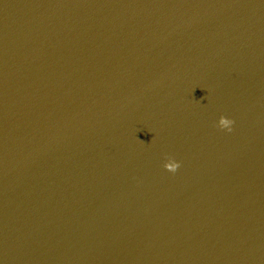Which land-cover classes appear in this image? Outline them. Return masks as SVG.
Instances as JSON below:
<instances>
[{"label": "water", "instance_id": "water-1", "mask_svg": "<svg viewBox=\"0 0 264 264\" xmlns=\"http://www.w3.org/2000/svg\"><path fill=\"white\" fill-rule=\"evenodd\" d=\"M0 264H264V0H0Z\"/></svg>", "mask_w": 264, "mask_h": 264}, {"label": "clouds", "instance_id": "clouds-1", "mask_svg": "<svg viewBox=\"0 0 264 264\" xmlns=\"http://www.w3.org/2000/svg\"><path fill=\"white\" fill-rule=\"evenodd\" d=\"M233 125H234V120H223L221 122V127L227 129L228 132L232 131ZM179 167H180L179 163L173 162L169 171L175 173Z\"/></svg>", "mask_w": 264, "mask_h": 264}]
</instances>
